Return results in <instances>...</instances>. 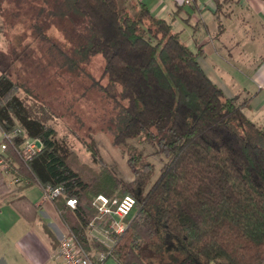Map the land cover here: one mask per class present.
<instances>
[{
	"label": "trees",
	"instance_id": "16d2710c",
	"mask_svg": "<svg viewBox=\"0 0 264 264\" xmlns=\"http://www.w3.org/2000/svg\"><path fill=\"white\" fill-rule=\"evenodd\" d=\"M60 1V30L76 33L74 53L84 61L104 59L107 83L100 89L119 107L114 144L126 147L132 177L124 181L105 166L87 168L57 138L49 122L55 112L19 77L34 57L31 42L0 49V127L10 136L3 155L13 159L17 175L62 187L52 202L88 252L92 245L105 249L89 236L94 198L133 195L127 227L107 257L118 264H264V126L244 110L251 98L226 95L199 62L202 48H190L143 0ZM214 1L220 18L239 0ZM35 37L55 45L42 25ZM30 138L41 148L22 159L15 148ZM131 139L156 143L163 156L157 176ZM15 191L0 169V198ZM69 198L77 199L75 209L66 205ZM11 202L27 219L39 217L25 195ZM110 222L96 219L100 227Z\"/></svg>",
	"mask_w": 264,
	"mask_h": 264
},
{
	"label": "rangeland",
	"instance_id": "374dc122",
	"mask_svg": "<svg viewBox=\"0 0 264 264\" xmlns=\"http://www.w3.org/2000/svg\"><path fill=\"white\" fill-rule=\"evenodd\" d=\"M60 4V0H5L4 11L0 13V49L8 50L11 46L21 47L32 43L34 57L27 63L29 70L21 71L19 77L26 82L36 99L49 105L55 112L49 122L57 130V138L64 139L77 161L87 168L100 171L105 166L127 181L131 179L132 172L126 147L114 144L119 107L100 89L101 84L107 83L103 77L104 59L96 55L84 61L74 53L77 36L76 33L65 35L60 30L64 22L62 8L58 7ZM63 8L66 9L65 6ZM58 18L61 25L57 27L53 22ZM170 20L177 25V21ZM239 21L240 18L235 19L236 23ZM47 24L54 26L48 28ZM232 24H229V29L218 43L220 47L227 46L224 58L212 55L205 60V57H198L205 71H209L208 65H216L213 71L224 80L228 96L240 91L245 81L244 70L250 69L248 65L259 60L264 53V36L259 29L253 27L249 31L260 41L256 44V51H248L234 44L236 29ZM41 25L55 45L43 43L35 37L36 27ZM192 48L196 50L194 46ZM228 52L232 53L233 59L227 58ZM239 56H245V61ZM238 95L240 100L250 98L244 92ZM20 96L24 97V93L20 92ZM137 140L131 139L129 142L136 144L137 150L155 164L157 176L163 156L157 153L156 143H138ZM9 158L12 162L13 159ZM10 177L9 180L14 181V176Z\"/></svg>",
	"mask_w": 264,
	"mask_h": 264
},
{
	"label": "crops",
	"instance_id": "0c3cea01",
	"mask_svg": "<svg viewBox=\"0 0 264 264\" xmlns=\"http://www.w3.org/2000/svg\"><path fill=\"white\" fill-rule=\"evenodd\" d=\"M153 14L177 21L172 25L184 36V41L192 48H202L201 57L224 58L227 46H219L229 24L234 23L236 34L234 44L244 50L256 51L258 43L256 37L249 32L253 27L260 30L264 36V1L239 0L229 5L230 14L217 18L216 3L214 0H194L191 5L181 4L180 0H143ZM240 18L238 23L235 19ZM244 21H243V20ZM246 20V22H245ZM220 22L223 28L220 27ZM233 41V40H232ZM193 49V48H192ZM194 50V49H193ZM224 54V55H223ZM227 58L233 59L228 52ZM239 59L245 61V56ZM257 60V59H256ZM250 63L248 70H244V85L240 91L230 94L236 96L241 92L249 94L250 107L244 110L247 116L257 124L264 126V53L259 60ZM212 67V68H211ZM204 68V67H203ZM213 68L216 65H208V76L224 89V80L218 76ZM5 133L0 127V154H6ZM13 172V173H12ZM8 188L15 191L13 195L7 194L0 198V264H62L58 256L60 239L69 231L63 222L60 213L52 201L43 199L42 186L39 183H29L23 176H17L18 172H4ZM14 174V175H12ZM9 176L19 177L20 182L10 181ZM10 177V178H11ZM24 187L21 191L17 187ZM20 195H25L38 209V218L27 219L12 204V200ZM103 249L92 245L89 253L92 259L97 260ZM103 264H118L113 258H108Z\"/></svg>",
	"mask_w": 264,
	"mask_h": 264
},
{
	"label": "built area",
	"instance_id": "2783aa9c",
	"mask_svg": "<svg viewBox=\"0 0 264 264\" xmlns=\"http://www.w3.org/2000/svg\"><path fill=\"white\" fill-rule=\"evenodd\" d=\"M193 1L180 0L181 4L184 5H191ZM19 131V129H16L13 134H18ZM5 136L10 138L9 135L5 134ZM37 142V140L30 138L15 148V150L22 159H28L40 150L41 145L39 146ZM12 168L13 164H11L10 160L3 154H0V169L4 172H9ZM14 181L20 182V178L15 177ZM41 186L44 200L52 201L61 195L62 187L60 186ZM135 203V197L130 194L123 196L121 199L119 197L98 194L93 200V206L97 209V216L89 224V236L92 240L100 243L105 249L101 251L97 260L92 259L90 253L76 240L69 230L60 239L58 246V256L62 264H103L117 242L116 235L125 231L127 227L126 217L134 208ZM66 205L71 209H75L78 201L76 198H69L66 201ZM105 217L111 218L109 227L98 226L96 219L102 220Z\"/></svg>",
	"mask_w": 264,
	"mask_h": 264
},
{
	"label": "water",
	"instance_id": "95a60500",
	"mask_svg": "<svg viewBox=\"0 0 264 264\" xmlns=\"http://www.w3.org/2000/svg\"><path fill=\"white\" fill-rule=\"evenodd\" d=\"M37 144L40 146V145H41V142H40V141H38V142H37Z\"/></svg>",
	"mask_w": 264,
	"mask_h": 264
}]
</instances>
